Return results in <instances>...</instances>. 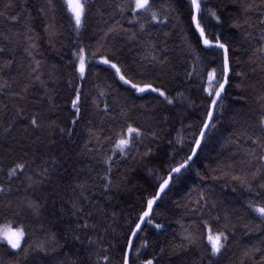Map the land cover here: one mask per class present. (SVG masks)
I'll return each mask as SVG.
<instances>
[{
  "label": "trees",
  "instance_id": "1",
  "mask_svg": "<svg viewBox=\"0 0 264 264\" xmlns=\"http://www.w3.org/2000/svg\"><path fill=\"white\" fill-rule=\"evenodd\" d=\"M161 2L155 0L154 8L158 9ZM165 2L169 5V19L165 26H160L151 22L147 15L134 19L127 9L121 15L115 6L127 4L129 0H87V19L81 35L77 36L69 26L71 13L67 11L63 0H54L58 35L52 45L44 34V24L49 22L53 13L47 12L45 15L40 12L41 7L46 8L47 0H0V12L4 13L0 15V46L12 48L5 36L15 44L14 52L6 50L0 53V59H14L10 69L0 72V83L7 81L10 85L9 88L0 89V133L16 106L27 105L31 111L38 110L43 116L44 127L33 132L31 138L23 143L30 144L31 148L26 150H36L39 157L50 165L53 159L58 161L52 165L55 172L49 181L30 188L22 175L11 181L7 177V168L12 159L21 154L19 148L11 157H5L0 151V167L3 168L0 171V185L11 188L9 192L0 193V226L11 222L25 229L22 247L28 249L27 259H24L20 250L11 249L0 240V264H95L97 253L107 254L111 257V264H119L121 250L139 214L146 209L147 199L155 194L159 184L167 178L170 168L190 154L210 104V97L203 91V87L207 86V72L215 68L217 77L221 76L223 52L215 47H204L191 22L190 0ZM247 3L254 4L256 10L245 13L243 5ZM202 6L215 10L221 18V22L217 23L207 11L201 14L202 26L208 37L213 39L219 34L221 41L229 44V84L226 85L222 104L215 109L213 121L205 130L194 162H190L191 167L179 174L173 173L169 187L153 205L149 217L153 223L145 222L141 226L142 230L133 237L135 247L130 254L131 264H140L154 257L159 264H197L198 261L207 264L205 252L210 251L207 240L209 229L214 233L225 231L229 237L226 248L213 258V264H264V223L247 207L249 201L260 202L262 196L258 193L264 194V189L258 187V181H254L255 190L246 191L238 181L232 179L233 175L249 173L264 163L258 159L260 149L243 134L245 130L259 134L257 122L264 111V72L260 71L258 62L249 60L251 49L257 44L261 29H264V24L260 23L264 18L261 16L264 4L261 0H202ZM12 16L18 19L13 20ZM29 16L34 29L29 35L38 34V47L33 50V54L42 61L41 72L42 78L47 81V91L34 82L28 88L27 99L21 100L13 93L19 92L28 82L27 66L30 58L24 52L28 43L24 33ZM245 19L248 23H244ZM117 21L120 28L127 31L112 33L102 39L108 27ZM234 21L240 26L234 27ZM142 23L145 24L144 33L140 32ZM249 24L253 26L249 27ZM165 31L170 33L167 38L162 35ZM17 32L21 33L19 37L14 35ZM131 32H136L139 40L145 38L147 32H151L157 41L166 39L167 51L160 55L166 54L168 63L153 66L142 61L140 58L144 53L139 40L128 39ZM17 40L19 43H16ZM78 46L86 49L87 63L83 80L79 79V74L72 66L76 60L72 53ZM159 47L163 48V45ZM102 54H107L122 66L133 83L151 82L155 87L165 90L174 98L173 104H168L156 92H136L131 85L124 84L115 69L101 62ZM193 67L195 72L188 78L186 74L192 72ZM74 86L81 87L84 104L82 118L69 139L59 132V127H71ZM48 96L52 97L51 104ZM92 100H97L101 108L107 102L108 114L97 112ZM189 101L192 103L189 104ZM121 110L127 112V117L121 115ZM125 119L144 132L157 131L160 139L153 141L150 135L136 138L133 145L125 150L127 155H122L118 149L113 155L117 133L124 126ZM89 127L100 130L102 141L95 145L94 152L81 154ZM12 134L18 139L21 137L23 129L20 124H17ZM37 135L40 140L32 144ZM103 137L111 139L105 140ZM178 138L181 140L179 143ZM50 140L56 143L50 144ZM168 141H172L171 145ZM226 141L233 142L226 144ZM148 148L152 149V154L143 157L142 154ZM253 149L255 155L249 156L247 153ZM105 153L115 161L112 176L119 185V188L106 193L112 196L110 201L101 195L104 190L97 177V173L102 174L107 167L98 163ZM40 162L38 158L37 163ZM90 168L93 171L90 172ZM89 177L96 178L95 182ZM77 180L88 181L89 195L92 196L91 203L84 202L82 205L85 212L92 210L96 204L106 208V219L94 213L89 223L99 222L108 227L107 233H101L105 237L103 244L108 249L107 253L96 245L90 246L82 230L77 233L81 236L80 241L72 239V229L76 228L79 217H73L67 211L63 215L58 212L53 214L52 194L68 193V185L75 184ZM202 196L204 199H201ZM27 200L45 203L40 216L21 209L20 205ZM205 200L208 205H205ZM211 204H215V207H210ZM56 205L57 209L61 206L58 197ZM63 206L71 208L67 203ZM202 206L203 211L200 210ZM112 212L117 215L113 217ZM155 224L162 225V228H156ZM53 232L56 234L55 246L46 247L44 252L39 251L36 245L47 240L48 234ZM188 233L197 236V245L171 255L172 245L181 243ZM88 235L96 238L91 230ZM145 240L147 246L140 247ZM135 248H140V252L136 253ZM161 248L165 249V254H160ZM201 256L204 257L203 261L200 260Z\"/></svg>",
  "mask_w": 264,
  "mask_h": 264
},
{
  "label": "snow or ice",
  "instance_id": "2",
  "mask_svg": "<svg viewBox=\"0 0 264 264\" xmlns=\"http://www.w3.org/2000/svg\"><path fill=\"white\" fill-rule=\"evenodd\" d=\"M155 0H129V3H120L115 6V8L123 15L124 11L130 10L133 14L134 19L140 17L141 15H147L150 17L151 22H155L160 26H165L166 21L169 19L168 8L169 5L162 0L160 3L159 8H154ZM261 3L264 4V0H261ZM63 4L66 6V9L70 16V27L75 32L77 36L81 35V29L85 26V22L87 19V12H88V5L87 0H63ZM190 16L191 22L195 25L197 32L199 33V39L202 41L204 47L206 49H211L213 47L222 50L223 52V67L221 76L217 77V71L215 68H212L207 72V86L203 87V91L208 94L210 97V104L207 109V113L202 121V127L199 131L198 137L194 141V146L190 150V154L187 155L181 162L177 163L176 166L171 167L170 171L168 172L167 178H164L162 183L159 184L158 190L146 201V209L143 210L138 218L135 226L131 228V234L127 238L125 247L121 250L122 256L120 259L119 264H131V256L134 249V241L133 237L137 236V233L142 230V225L147 222V224H152L153 221L150 219V215L153 211V205L156 204L157 200L160 199L161 193L165 191L166 188L169 187L170 181L173 178V173H181L182 170H186L191 167L190 162H194V157L197 155V150L200 148L202 140L205 136V130L209 128L211 122L214 118V111L218 105H221L223 102V94L226 91V85L229 84V76L228 73L230 71V47L229 44L226 42H222L220 35L217 34L213 39H210L206 34L205 27L202 26V13L207 11L213 19L217 21V23L221 22L220 16L217 12L213 9H205L202 6V0H190ZM245 13H251L252 11L256 10V7L252 3H247L243 5ZM47 9V11H46ZM55 11L56 5L54 0H47L46 8L41 7L40 12L47 15V12L53 13L52 17L50 18L49 22L44 24V34L49 42V44L54 45V39L58 35V29L55 24ZM0 15H4L3 12H0ZM115 15V12L113 13ZM261 16L264 17V12H261ZM11 19L16 20L18 19L17 16H12ZM29 22L25 25L26 32L24 33V38L26 39L27 46L24 48V52L30 58V63L28 64V73H27V83L21 88L19 92H14L13 95L18 97L21 100L27 99V92L28 88L32 86L34 82H38L41 87H44L47 91L46 85L47 81H45L42 76L43 73L41 72L42 61L37 59L36 56L33 54V50L38 47L36 41L38 38V34L29 35V33H33L34 29L31 27L30 20L31 17L29 16L26 18ZM74 21V24H72ZM107 23V22H105ZM132 23V21H129ZM148 23V21H145ZM244 23H248L247 19H245ZM261 24H264V18L260 20ZM234 27H239V23L234 21ZM249 27L253 25L249 24ZM120 31H127L122 30L120 28L119 22L117 21L116 24L108 27L107 31L104 32L102 39H106L109 34L112 33H119ZM146 31L145 24H140V32L144 33ZM2 35V34H0ZM15 36L19 37L21 33L17 32L14 33ZM162 35L167 38L170 33L163 32ZM250 36L251 33H248ZM5 39L9 40V43L12 44V48L6 49L3 46H0V53H4L6 50L8 51H15V44L9 39V37L5 36ZM129 40H139L136 32H131L128 37ZM140 46L143 49V55L141 56V60L146 62L148 65H166L168 63V56L160 55V53H166L167 51V41L159 40L157 41L155 38L152 37L151 32H147L145 38L139 40ZM16 43H19L17 40ZM163 45V48H160L159 45ZM76 60L73 62L72 66L76 73L79 74V79L83 80L85 77L86 72V49L84 47H77V50L72 53ZM95 55V53H93ZM113 56L115 53L112 54ZM199 58V57H197ZM100 60L103 64L109 65L112 69H115L116 75L119 79L127 85H131L136 92H145V91H152L159 94L160 97H163L168 104H173L174 98L170 97L165 90H162L159 87H155L151 82H144L143 84L133 83L132 79L128 76L126 70L122 68L117 62H114L107 54H102L100 56ZM249 60L253 63L258 62V66L260 67V71L264 72V29H261V35L257 44L252 47L251 55ZM14 63V59H0V72H3L6 68L10 69ZM141 68L144 65H140ZM253 71H256V68H253ZM195 72V67H193V71L187 73L186 75L188 78H191L193 73ZM239 75V73H238ZM71 84V81H69ZM10 85L7 81H3L0 83V89L9 88ZM74 95L71 98V108L73 111V118L70 121L71 127H59V132L62 135H67L69 139L74 135L76 128L75 126L79 124L80 119L82 118V109L84 101L82 100V90L81 87H73ZM101 96L104 95L103 92L100 93ZM177 95H182V93H178ZM49 103L51 104L52 97L48 96ZM192 101H189L191 104ZM93 108L103 115L108 114L109 105L107 102H104L103 108L100 107V104L97 100H92ZM121 115L127 117V112L121 110ZM43 116L42 114L36 110L31 111L27 105L24 106H16L13 115L7 121V123L3 126V132L0 133V151L4 153L5 157H11V155L17 151V148L20 150V155L16 156L12 159L11 164L7 168V177L9 181L12 178H19V176H23L25 181L27 182L28 187H33L35 185H44L46 181L51 179L52 174L55 172V168L52 165L58 163L55 159L52 160V165L49 164L47 160H44L42 157H39V154L36 150L29 152L26 150L27 148H31V145H26L23 143L24 140H28L31 138V134L33 132H38L43 129L44 125L42 123ZM165 121H167V116H165ZM17 124L23 129V134L18 139L17 136L12 134L13 129L16 128ZM51 127V124L49 125ZM257 127L259 128V134L256 131H252L249 133L247 130L243 133L247 136V139L251 141L253 145L260 149V154L258 156L259 161L264 162V111H262L259 120L257 122ZM100 130H93L92 128H87L88 138L83 144V152H94L95 145L100 144L102 141V137L99 134ZM153 141H158L160 136L158 135L157 131H149L144 132L138 126L134 127L131 123L127 122L125 119V124L121 128V131L117 133V139L115 141L113 147V155L116 154V150L118 149L122 155H127L126 149H129L130 146L133 145V142L136 138L149 136ZM103 139H111V137H103ZM40 140V137L37 135L35 140L32 141V144H35L36 141ZM95 142V143H94ZM177 142H181L178 138ZM233 141H226L230 143ZM50 144H55V140H50ZM171 145L172 141H168ZM152 154V149L148 148L142 156L148 157ZM249 156L255 155V149L247 153ZM38 158L40 159V163H37ZM101 165H106L107 167L104 168L103 173H97V177L101 181V187L103 188V192L101 195L104 196L106 200H111V195H106V193H110L113 189L119 188V185L114 182L112 171H113V161L112 156L105 153L101 160L98 161ZM35 165V168H33ZM230 168L231 165H228ZM0 171H3V168L0 167ZM89 171H93L91 168ZM199 175V173H197ZM249 176L251 179H249ZM93 179L95 182L94 177H89ZM232 179L238 181L246 191H254L253 182L258 181V187L264 189V163L260 164L258 167H255L253 171L243 175H233ZM68 188L70 191L65 193L64 195H60L58 192H54L52 194V211L55 215L57 212L63 215L66 211L73 217H79V222L76 225L75 229H72V239L76 241L81 240V236L77 233L79 231L85 232L84 239L87 240L90 246L96 245L98 246L104 253H107L108 249L104 247V235L101 233H107L108 227L99 222L89 223V218L93 217L94 213H98L100 216L105 217L106 219V208L101 207L98 204L93 205L92 210L85 212L84 207L82 206L84 202L91 203L92 196L89 195L90 189L88 187L87 180H77L75 184H69ZM11 191V188H5L3 185H0V193H5ZM258 195L262 196L260 202L256 201H249L248 202V209L252 212L257 214L258 218L260 219L261 223H264V194L258 193ZM65 196H67V200H65ZM57 197L61 201V206L57 209L56 201ZM201 199H204L203 196ZM47 197L45 198V201ZM64 203L70 204L71 208L66 209L63 205ZM199 203V201L197 202ZM205 205H208V202L204 201ZM22 210L30 211L34 216H40L42 211L45 207V203L39 200H27L20 205ZM210 207L214 208L215 204H211ZM203 211V206L200 209ZM117 214L112 212V216L115 217ZM219 219V217H217ZM227 220V216H225ZM156 228H162V225L155 224ZM259 227V225L257 226ZM91 230L95 233L96 238L94 239L92 235H88V231ZM26 235V231L23 228H16L12 229L9 228L6 231L0 232V240H4L10 246L11 249L20 250L24 256V259H27L28 256V249L22 247V241L24 240ZM228 235L225 231H216L215 233L212 232L211 229L208 230L207 240L210 245V251L205 252L207 255V264H213V258L217 257L221 254L222 250L226 248V242L228 241ZM56 242V234L49 233L47 240L44 242L39 243L36 245V248L44 252L46 251V247L48 246H55ZM147 240L143 241L140 247L147 246ZM198 240L197 236L193 233H188L183 237V241L179 244H174L171 247V255L178 254L179 251H184L189 246L197 245ZM136 253L140 252V248H135ZM160 254H165V249H160ZM204 257L201 256L200 260L203 261ZM159 264L158 260H155V257L152 259H145L140 262V264ZM95 264H111V257L107 254L100 255L97 253V259ZM200 264V261L197 262Z\"/></svg>",
  "mask_w": 264,
  "mask_h": 264
},
{
  "label": "rangeland",
  "instance_id": "3",
  "mask_svg": "<svg viewBox=\"0 0 264 264\" xmlns=\"http://www.w3.org/2000/svg\"><path fill=\"white\" fill-rule=\"evenodd\" d=\"M12 228V229H16V228H21V227H16L14 226L11 222L10 223H5L2 226H0V232L6 231L7 229ZM214 233V232H213ZM4 241V240H2ZM6 242V241H4ZM7 243V242H6ZM22 243V242H21Z\"/></svg>",
  "mask_w": 264,
  "mask_h": 264
}]
</instances>
